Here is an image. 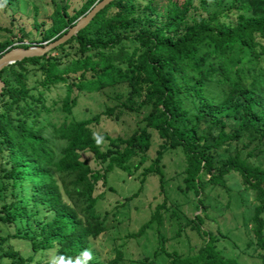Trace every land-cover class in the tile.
I'll return each instance as SVG.
<instances>
[{"label": "trees", "instance_id": "1", "mask_svg": "<svg viewBox=\"0 0 264 264\" xmlns=\"http://www.w3.org/2000/svg\"><path fill=\"white\" fill-rule=\"evenodd\" d=\"M96 1L86 0L71 16L65 6L57 5L52 24L42 38L61 36ZM156 1L111 0L64 43L0 70V77L5 70L12 76L1 78L4 87L0 94V150L5 148L12 177L20 188L12 212L27 219L32 213H52L41 225L40 243L55 244L57 257L75 261L89 249V240L106 228L95 208L96 184L100 180L105 183L113 167L129 169L131 160L140 156L133 165V170L137 169L152 145L154 131L160 142L151 163L144 168L142 182L146 174L154 173L162 185L161 160L166 151L176 147L182 149L186 162L184 182L198 196L204 175L211 183L224 186V176L232 170L238 172L258 202L252 216L253 232L257 247L263 250L260 256L264 264V168L248 164L239 149L214 172L212 153L223 144L237 142L247 127L256 132L258 144L263 142L264 0H231L227 7L209 11L203 0L201 5L207 12L198 18H189L192 0H171L172 10L161 24L154 17L159 16ZM233 11L235 21L222 19ZM10 43L0 42V53ZM72 44L76 45L73 57L60 67L58 57L51 53H61ZM32 70L40 77L28 85V72ZM59 82L67 88L62 107L68 113L76 104V97L71 95L74 88L99 90L126 83L128 91L122 105L131 111L148 107L142 118L144 124L127 137H112L92 129L91 123L99 119L96 114L78 121L64 120L46 133L39 122L41 111H48L44 90ZM32 88L35 93L30 92ZM20 101L23 105L18 106ZM14 106L19 108L17 123L12 117ZM112 109L107 108L106 114L111 116ZM230 118L239 124L232 133L226 130ZM205 121L211 125L203 137L199 132ZM93 133L108 142L105 150L97 147ZM83 151L91 152L106 165L92 168L81 158ZM253 154V150L247 152L248 156ZM147 225L144 223L135 234H141ZM7 253L14 254L9 249L4 251ZM116 262L114 258L110 264Z\"/></svg>", "mask_w": 264, "mask_h": 264}, {"label": "rangeland", "instance_id": "2", "mask_svg": "<svg viewBox=\"0 0 264 264\" xmlns=\"http://www.w3.org/2000/svg\"><path fill=\"white\" fill-rule=\"evenodd\" d=\"M85 1L0 0V42L10 41L11 48L22 44L41 45L50 41L52 39L44 40L42 37L45 29L52 24L57 5L65 6L67 14L71 16ZM174 1L181 3L184 0ZM202 1L192 0L189 18L206 14ZM206 2L209 11L227 7L231 0ZM155 4L159 16L154 14V17L161 24L166 20V13L172 10L171 0H158ZM228 15L222 19L235 21L234 11ZM75 49L76 45L72 44L61 53L52 52L51 55L57 56L60 67H63L73 57ZM28 74V85H33L40 77L36 70ZM1 76L12 78L7 70ZM44 91L43 99L48 111H41L39 122L46 127V133L51 132L53 125L58 126L64 120L78 121L97 114L98 121L90 125L96 133L127 137L138 125L144 124L142 118L149 109L143 107L139 111H131L123 107L128 91L126 83L99 90L74 88L71 95L76 97V104L70 113L62 107L67 94L64 82ZM30 92L35 93L36 90L32 88ZM21 104L23 102L20 101L18 106ZM18 106L12 108L14 123L20 117ZM107 108H114L111 116L106 114ZM229 121L226 130L232 133L239 128V124L237 119L230 118ZM210 125L205 121L199 135L206 136ZM255 136L256 132L247 127L241 131L237 142L223 144L216 152H212L213 171L228 155L239 149L248 164L264 168V139L258 144ZM152 137V145L145 154V160L137 169L133 170V165L137 164L140 156L131 160L129 169L113 167L106 174V182L100 180L96 184L95 208L106 228L89 240V250L93 253V259L90 260L93 262L89 264H110L114 258L117 260L115 264H173L179 261L180 264H206L209 260H214V264H223L224 261H231L232 264H263L260 256L263 250L257 247L253 232L252 216L258 202L254 192L245 187L238 172L232 170L226 174L224 186L211 183L209 176L204 175L198 187L201 192L198 196L184 182L186 162L182 149L176 147L166 151L161 160L162 185L154 173L146 174L142 182L144 168L151 163L160 142L154 131ZM247 142L249 146L241 148ZM108 146L105 141L102 149ZM250 150L254 152L252 156L247 155ZM7 156L5 148L0 150V264H50L51 258L57 257L56 245L40 243L41 237L38 235L41 225L52 217V213H32V217L27 219L12 212V203L17 201L20 188L18 181L12 177ZM81 158L95 169L106 165L89 151H83ZM261 216L264 219V213ZM146 222L148 225L144 231L135 234ZM248 242H251L250 246ZM7 249L14 254H4ZM19 257L23 260L19 261ZM172 259H177V262H170Z\"/></svg>", "mask_w": 264, "mask_h": 264}, {"label": "water", "instance_id": "3", "mask_svg": "<svg viewBox=\"0 0 264 264\" xmlns=\"http://www.w3.org/2000/svg\"><path fill=\"white\" fill-rule=\"evenodd\" d=\"M110 1L111 0H97L96 3L86 12V14L80 16L76 20L75 24L68 28L67 31L58 38L47 41L41 45H29L28 47L16 46L6 48L0 53V70L11 63L22 60L23 58L43 55L54 47L64 43L69 38L74 36L86 24H88V22L94 17V15ZM3 87L4 81L0 78V94Z\"/></svg>", "mask_w": 264, "mask_h": 264}, {"label": "clouds", "instance_id": "4", "mask_svg": "<svg viewBox=\"0 0 264 264\" xmlns=\"http://www.w3.org/2000/svg\"><path fill=\"white\" fill-rule=\"evenodd\" d=\"M93 140L95 141L97 147H101L104 145L105 140L102 136L93 133ZM93 259V253L89 249H85L81 257H78L75 261L71 258H66L64 256L52 257L50 260V264H87L88 261Z\"/></svg>", "mask_w": 264, "mask_h": 264}]
</instances>
